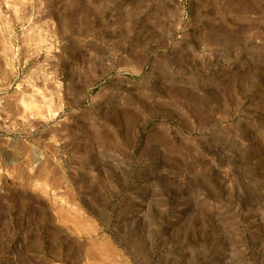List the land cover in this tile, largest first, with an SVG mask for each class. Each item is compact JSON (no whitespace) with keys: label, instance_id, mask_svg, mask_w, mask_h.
Returning <instances> with one entry per match:
<instances>
[{"label":"rangeland","instance_id":"rangeland-1","mask_svg":"<svg viewBox=\"0 0 264 264\" xmlns=\"http://www.w3.org/2000/svg\"><path fill=\"white\" fill-rule=\"evenodd\" d=\"M0 264H264V0H0Z\"/></svg>","mask_w":264,"mask_h":264}]
</instances>
